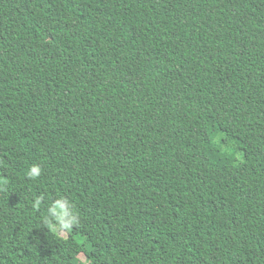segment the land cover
Listing matches in <instances>:
<instances>
[{
    "label": "trees",
    "instance_id": "16d2710c",
    "mask_svg": "<svg viewBox=\"0 0 264 264\" xmlns=\"http://www.w3.org/2000/svg\"><path fill=\"white\" fill-rule=\"evenodd\" d=\"M0 162V264H264V0H0Z\"/></svg>",
    "mask_w": 264,
    "mask_h": 264
},
{
    "label": "clouds",
    "instance_id": "9594fccd",
    "mask_svg": "<svg viewBox=\"0 0 264 264\" xmlns=\"http://www.w3.org/2000/svg\"><path fill=\"white\" fill-rule=\"evenodd\" d=\"M2 163V162H0ZM42 169L39 165L32 164L25 171L26 177L36 179L41 176ZM7 183L6 178H0V190ZM43 196H37L31 202L34 210H39L44 203ZM43 223L47 225L53 233L59 231L67 232L78 223V216L72 205L63 196L56 198L54 201L46 205V214L43 217ZM80 264H87L86 257H78Z\"/></svg>",
    "mask_w": 264,
    "mask_h": 264
},
{
    "label": "rangeland",
    "instance_id": "374dc122",
    "mask_svg": "<svg viewBox=\"0 0 264 264\" xmlns=\"http://www.w3.org/2000/svg\"><path fill=\"white\" fill-rule=\"evenodd\" d=\"M10 49L11 50H13V51H16V52H18V53H27L28 51H29V49H30V47L29 46H24L23 44H11L10 45ZM56 73L59 75V76H63L64 75V72H63V69L62 68H60V67H57L56 68ZM131 84H132V80H127L126 82H125V87H130L131 86ZM229 145H225V146H223V149L224 150H226L227 149V147H228Z\"/></svg>",
    "mask_w": 264,
    "mask_h": 264
}]
</instances>
